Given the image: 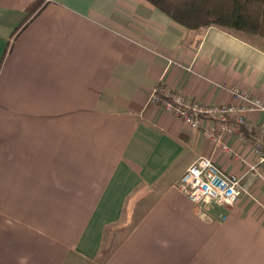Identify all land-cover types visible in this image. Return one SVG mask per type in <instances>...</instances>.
Listing matches in <instances>:
<instances>
[{
  "label": "crops",
  "instance_id": "0c3cea01",
  "mask_svg": "<svg viewBox=\"0 0 264 264\" xmlns=\"http://www.w3.org/2000/svg\"><path fill=\"white\" fill-rule=\"evenodd\" d=\"M32 1L0 0V264H264L253 141L228 152L204 134L215 121L152 101L160 85L264 101V37L188 29L147 0H45L26 23ZM200 156L242 177L232 208L176 186Z\"/></svg>",
  "mask_w": 264,
  "mask_h": 264
},
{
  "label": "built area",
  "instance_id": "2783aa9c",
  "mask_svg": "<svg viewBox=\"0 0 264 264\" xmlns=\"http://www.w3.org/2000/svg\"><path fill=\"white\" fill-rule=\"evenodd\" d=\"M161 91L167 99L160 103V97L154 90L152 101L182 118L192 128H201L204 120L215 121L216 123L213 122L204 128V134L224 150L232 152L225 141L227 136L236 134L241 141L251 139L258 155V163L264 166V122L255 124L248 121L245 116L247 112L264 113L263 100L240 90H234L243 100L241 105H208L188 99L181 92L165 88ZM241 180V176L225 172L212 157L200 156L185 170L176 182V186L198 206H206L209 209L214 206L230 209L241 198ZM221 216L222 219L227 218L226 213H222Z\"/></svg>",
  "mask_w": 264,
  "mask_h": 264
},
{
  "label": "trees",
  "instance_id": "16d2710c",
  "mask_svg": "<svg viewBox=\"0 0 264 264\" xmlns=\"http://www.w3.org/2000/svg\"><path fill=\"white\" fill-rule=\"evenodd\" d=\"M44 1L34 0L29 4L26 23L43 7ZM147 1L188 29L196 30L216 25L238 34L264 37V0ZM162 88L164 86L160 85L155 89L160 103L167 99L161 91Z\"/></svg>",
  "mask_w": 264,
  "mask_h": 264
}]
</instances>
